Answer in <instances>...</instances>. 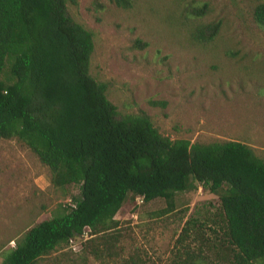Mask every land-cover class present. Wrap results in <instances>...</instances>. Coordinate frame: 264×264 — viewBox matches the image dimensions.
<instances>
[{
	"label": "trees",
	"instance_id": "obj_1",
	"mask_svg": "<svg viewBox=\"0 0 264 264\" xmlns=\"http://www.w3.org/2000/svg\"><path fill=\"white\" fill-rule=\"evenodd\" d=\"M75 2L0 0V139L27 147L52 186L78 185L71 203L26 229L0 264H36L85 229L80 253L117 257L123 234L114 215L127 196L160 198L163 214L174 209L177 192L198 185L218 195V230L208 228L215 241L200 236L203 245L190 246L200 230L185 221L168 264H264V157L235 139H172L145 112L120 113L106 97L107 83L88 73L92 34L68 15ZM205 11L203 3L193 12ZM252 16L264 28V2ZM219 25L200 23L190 39L206 44ZM157 103L164 105L149 101ZM132 258L121 264H137Z\"/></svg>",
	"mask_w": 264,
	"mask_h": 264
},
{
	"label": "rangeland",
	"instance_id": "obj_2",
	"mask_svg": "<svg viewBox=\"0 0 264 264\" xmlns=\"http://www.w3.org/2000/svg\"><path fill=\"white\" fill-rule=\"evenodd\" d=\"M75 1L68 15L92 34L88 73L107 83L106 97L120 113L141 110L172 139H235L264 157V28L252 16L264 0H129L127 7ZM203 3L204 14L194 15ZM215 20L220 25L212 41L190 39L196 25ZM77 194L76 184L52 186L48 169L27 147L0 139V260L26 229ZM173 204L159 214L162 199L143 203L127 196L114 215L123 234L117 257H86L79 251L83 239L76 238L36 264H121L128 256L137 264H168L188 220L200 230L187 239L190 246H202L200 236L215 241L208 228L218 230L217 194L198 185L177 192Z\"/></svg>",
	"mask_w": 264,
	"mask_h": 264
},
{
	"label": "built area",
	"instance_id": "obj_3",
	"mask_svg": "<svg viewBox=\"0 0 264 264\" xmlns=\"http://www.w3.org/2000/svg\"><path fill=\"white\" fill-rule=\"evenodd\" d=\"M136 198H138V199L141 200V197H138V196H137ZM86 230H87V229H85V231L83 232V234H81L80 236H78V238H82V239L86 238ZM74 240H75V238H70V239L68 240V243H69L70 247H72V242H74Z\"/></svg>",
	"mask_w": 264,
	"mask_h": 264
}]
</instances>
